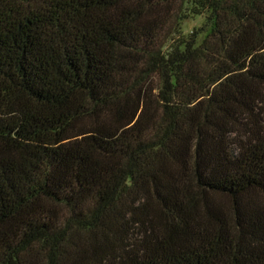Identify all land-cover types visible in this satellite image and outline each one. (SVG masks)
Returning <instances> with one entry per match:
<instances>
[{
    "label": "trees",
    "instance_id": "16d2710c",
    "mask_svg": "<svg viewBox=\"0 0 264 264\" xmlns=\"http://www.w3.org/2000/svg\"><path fill=\"white\" fill-rule=\"evenodd\" d=\"M0 264H264V0H0Z\"/></svg>",
    "mask_w": 264,
    "mask_h": 264
},
{
    "label": "rangeland",
    "instance_id": "374dc122",
    "mask_svg": "<svg viewBox=\"0 0 264 264\" xmlns=\"http://www.w3.org/2000/svg\"><path fill=\"white\" fill-rule=\"evenodd\" d=\"M201 22H202V17L201 16H195V17H192V18L185 19V20H183L181 22L182 31L187 32L191 28L200 25ZM78 238H80V237H78ZM37 256L40 257L39 255H37Z\"/></svg>",
    "mask_w": 264,
    "mask_h": 264
}]
</instances>
